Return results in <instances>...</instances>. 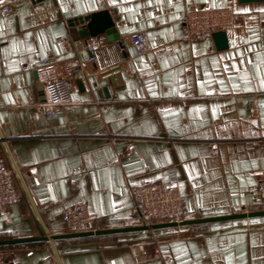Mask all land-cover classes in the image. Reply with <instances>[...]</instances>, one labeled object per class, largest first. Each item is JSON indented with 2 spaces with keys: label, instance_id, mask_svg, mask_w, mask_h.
Instances as JSON below:
<instances>
[{
  "label": "crops",
  "instance_id": "crops-1",
  "mask_svg": "<svg viewBox=\"0 0 264 264\" xmlns=\"http://www.w3.org/2000/svg\"><path fill=\"white\" fill-rule=\"evenodd\" d=\"M193 2L238 13L226 47L183 36ZM102 10L119 39L84 38L82 25L69 24ZM137 31L149 42L141 55L129 38ZM49 56L84 62L72 99L53 116L39 109L47 97L38 67ZM262 81L264 0H0V131L50 234L72 232L62 215L79 202L97 215L92 229L142 224L132 187L169 181L171 167L186 219L264 209L255 195ZM42 233L26 196L0 211V240ZM0 254L12 264H264V215L20 243Z\"/></svg>",
  "mask_w": 264,
  "mask_h": 264
},
{
  "label": "built area",
  "instance_id": "built-area-1",
  "mask_svg": "<svg viewBox=\"0 0 264 264\" xmlns=\"http://www.w3.org/2000/svg\"><path fill=\"white\" fill-rule=\"evenodd\" d=\"M10 10V6L3 7L5 12ZM238 17V13L230 6L210 7L193 2L183 18V36L187 39L211 38L216 31L232 28ZM129 38L139 55L149 49L145 31L133 32ZM97 47V41L90 39L88 49L91 52L89 57L91 62L96 61L93 52ZM83 69L84 62L80 56L64 61H59L53 56L46 57L38 70L45 75L42 85L47 99L39 105V109L48 116L55 115L61 106L72 99L71 83ZM0 145L2 147L5 145L2 138H0ZM18 181L6 150L0 151V211L23 200L25 195ZM132 193L136 216L142 223L151 224L186 219L184 196L174 167L169 170V181L134 186ZM255 195L264 205V174ZM62 216L71 231L92 229L97 220V215L90 212L83 202L67 207ZM10 263H12L11 259L0 254V264Z\"/></svg>",
  "mask_w": 264,
  "mask_h": 264
},
{
  "label": "water",
  "instance_id": "water-1",
  "mask_svg": "<svg viewBox=\"0 0 264 264\" xmlns=\"http://www.w3.org/2000/svg\"><path fill=\"white\" fill-rule=\"evenodd\" d=\"M70 26L75 25H82L80 29V33L83 34L84 38H89L91 36H96L100 33H107L109 39H119V34L117 33L114 21L110 15V13L106 10L98 11L91 13L86 16H80L76 18L69 19ZM212 37L217 42L219 48H224L228 45L227 43V32L225 30L216 31L213 33ZM43 90V85H41ZM0 138L4 140L5 148L10 159L12 166L15 169L16 176L21 183L22 190L24 195L30 200L39 221L45 230L46 233H42L38 236L34 237H26V238H13V239H4L0 240V246H8V245H16L20 243H27V242H36V241H51V243L55 246V241L58 239L63 238H73V237H89V236H98V235H107V234H116V233H130V232H137V231H144V230H153V229H164V228H174L178 226L184 225H193L199 223H206L216 220H226V219H241V218H250L256 216H263L264 209L260 210H246L243 212H237L229 215H222V216H214V217H205V218H194V219H183L181 221H161L155 222L151 224L142 223L139 225H129L123 227H113V228H98V229H85L79 231H72L68 233H61V234H50L46 225L42 221L38 210L32 200L30 195V191L27 185V182L16 163L8 145L6 139H4L1 131H0ZM12 264V263H10Z\"/></svg>",
  "mask_w": 264,
  "mask_h": 264
},
{
  "label": "snow or ice",
  "instance_id": "snow-or-ice-1",
  "mask_svg": "<svg viewBox=\"0 0 264 264\" xmlns=\"http://www.w3.org/2000/svg\"><path fill=\"white\" fill-rule=\"evenodd\" d=\"M262 84H264V81H262Z\"/></svg>",
  "mask_w": 264,
  "mask_h": 264
},
{
  "label": "rangeland",
  "instance_id": "rangeland-1",
  "mask_svg": "<svg viewBox=\"0 0 264 264\" xmlns=\"http://www.w3.org/2000/svg\"><path fill=\"white\" fill-rule=\"evenodd\" d=\"M5 208H7V207H5ZM4 255V254H3Z\"/></svg>",
  "mask_w": 264,
  "mask_h": 264
}]
</instances>
